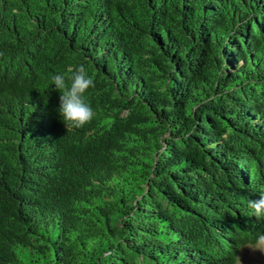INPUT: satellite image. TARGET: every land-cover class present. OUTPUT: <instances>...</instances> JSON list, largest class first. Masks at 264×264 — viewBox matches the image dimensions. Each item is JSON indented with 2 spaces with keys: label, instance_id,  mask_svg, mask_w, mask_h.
Masks as SVG:
<instances>
[{
  "label": "trees",
  "instance_id": "trees-1",
  "mask_svg": "<svg viewBox=\"0 0 264 264\" xmlns=\"http://www.w3.org/2000/svg\"><path fill=\"white\" fill-rule=\"evenodd\" d=\"M0 54V264H236L264 234V0H0Z\"/></svg>",
  "mask_w": 264,
  "mask_h": 264
},
{
  "label": "clouds",
  "instance_id": "clouds-1",
  "mask_svg": "<svg viewBox=\"0 0 264 264\" xmlns=\"http://www.w3.org/2000/svg\"><path fill=\"white\" fill-rule=\"evenodd\" d=\"M68 71L67 77L63 74H54L51 79L60 92L58 109L60 117L63 118L67 128L79 129L90 123L94 116V110L86 101L85 94L90 88L95 87V82L83 64L69 68ZM247 206L255 217H264V194L260 195L258 199H247ZM246 247L264 254V234H258L255 242L247 244ZM237 260L238 264H242L239 257Z\"/></svg>",
  "mask_w": 264,
  "mask_h": 264
},
{
  "label": "rangeland",
  "instance_id": "rangeland-1",
  "mask_svg": "<svg viewBox=\"0 0 264 264\" xmlns=\"http://www.w3.org/2000/svg\"><path fill=\"white\" fill-rule=\"evenodd\" d=\"M238 257L242 264H264V254L259 251H252L246 246L239 252ZM236 264H238V260Z\"/></svg>",
  "mask_w": 264,
  "mask_h": 264
}]
</instances>
